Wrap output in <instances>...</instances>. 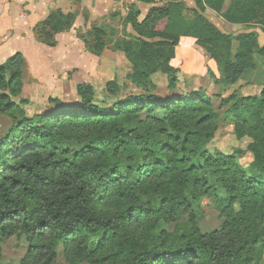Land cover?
Wrapping results in <instances>:
<instances>
[{
  "label": "trees",
  "instance_id": "obj_1",
  "mask_svg": "<svg viewBox=\"0 0 264 264\" xmlns=\"http://www.w3.org/2000/svg\"><path fill=\"white\" fill-rule=\"evenodd\" d=\"M226 2L197 0L190 11L183 0H168L142 19L138 5L128 4L125 37L93 26L82 36L87 49L124 52L132 66L126 79L139 89L122 97L127 83L110 80L106 91L115 100L108 104L80 83L79 104L52 99L56 108L28 116L15 101L25 85L24 55L0 65V114L12 119L0 138V257L7 239L21 233L24 264H55L60 249L73 264H264V90L221 102L236 137L251 140L253 161L244 167L236 154L208 150L220 121L212 97L199 91L164 98L153 81L161 72L176 88L184 38L206 50L226 84L264 58L255 31L228 33L204 15L210 9L231 24L264 28V0ZM75 20L56 10L34 31L55 46ZM204 194L216 196L226 215L211 233L181 222Z\"/></svg>",
  "mask_w": 264,
  "mask_h": 264
},
{
  "label": "rangeland",
  "instance_id": "obj_2",
  "mask_svg": "<svg viewBox=\"0 0 264 264\" xmlns=\"http://www.w3.org/2000/svg\"><path fill=\"white\" fill-rule=\"evenodd\" d=\"M187 8H197V0H183ZM158 3H168V0H158ZM231 0H227L226 8ZM127 5V4H124ZM189 15L192 13L189 12ZM217 27L228 33L255 31L261 44H264V28L262 26H248L245 24H231L213 10L207 9L204 13ZM102 24L86 23L81 26L78 34L86 36L93 26H100L106 31H114L115 38L125 37L126 27L123 23L121 12H116L102 21ZM131 32V29H127ZM110 46V45H109ZM72 58V60H71ZM69 61L59 63L60 59L53 58L54 63H34L26 70L25 86L23 93L15 98L25 109L28 116L41 114L58 106L52 99H58L62 106H72L80 103L77 94V86L80 83H89L94 86L96 102L100 105L108 104L115 100L106 91L108 81L116 79L120 83H127L126 94L137 93L139 89L126 79L131 72V63L122 51H115L111 47L105 49L98 56L75 49L73 57ZM264 61L260 59L254 68L236 84H226L219 65L210 58L206 50L193 38L182 39L177 49L174 61L179 69V81L175 89L169 87L166 74L158 72L153 76L157 85L155 93L167 98L172 95H182L192 92H205L214 99L216 108L220 113L218 130L208 145L212 154L224 155L236 154L239 164L248 167L253 161V156L247 151L251 141L248 137L238 139L235 135L234 119L226 114L227 105H222V100L229 99L231 104L241 97H260L264 90ZM12 119L0 114V138L10 130ZM226 221V215L222 210L219 200L214 195H201L197 206L190 213L182 217L181 222L190 229L193 225L202 233H211L221 229ZM169 231L173 226L168 227ZM28 251V243L21 233L12 235L3 244L0 264H24L23 261ZM55 264H73L59 251V258ZM87 264V263H81Z\"/></svg>",
  "mask_w": 264,
  "mask_h": 264
},
{
  "label": "crops",
  "instance_id": "obj_3",
  "mask_svg": "<svg viewBox=\"0 0 264 264\" xmlns=\"http://www.w3.org/2000/svg\"><path fill=\"white\" fill-rule=\"evenodd\" d=\"M153 1L154 3L140 0L126 3L112 0H0V65L21 52L25 57V83L26 70L31 64H52L53 58L60 59L59 63L69 61L75 49L98 56L87 49L82 36L78 34L81 26L88 22L102 24L105 18L116 12H121L124 17L127 5L131 3L138 5L142 19L153 5H163L158 0ZM56 10L73 12L76 20L72 28L56 35L55 46H49L38 38L34 29Z\"/></svg>",
  "mask_w": 264,
  "mask_h": 264
},
{
  "label": "built area",
  "instance_id": "obj_4",
  "mask_svg": "<svg viewBox=\"0 0 264 264\" xmlns=\"http://www.w3.org/2000/svg\"><path fill=\"white\" fill-rule=\"evenodd\" d=\"M112 1L119 2V3H126V2L133 1V0H112Z\"/></svg>",
  "mask_w": 264,
  "mask_h": 264
}]
</instances>
